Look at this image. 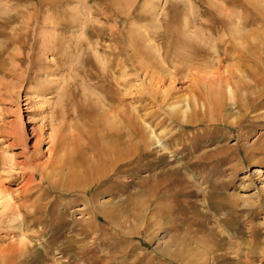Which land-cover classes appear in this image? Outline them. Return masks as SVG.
Listing matches in <instances>:
<instances>
[{"label": "rangeland", "instance_id": "obj_1", "mask_svg": "<svg viewBox=\"0 0 264 264\" xmlns=\"http://www.w3.org/2000/svg\"><path fill=\"white\" fill-rule=\"evenodd\" d=\"M60 1L57 6L62 2L63 9L66 0ZM119 1L107 0V4L113 2V12L106 11L113 20L106 22L102 12L103 16L97 14L101 21L97 24L115 28L118 24L113 22L117 23V17L121 19L117 8L129 9L131 6L125 3L132 2L133 23L128 24L132 29L150 24L154 17L168 20L169 26L176 30L183 29L188 21L196 30L201 24V27L209 25L212 28L209 45L213 38L227 53L222 51V57H216L210 48L203 47L206 54L197 59V66L208 65L212 69L195 71L197 79L206 82L205 77L216 78L221 72L229 76L244 66L256 69L257 86L254 90L230 89L232 96L222 88L224 94L221 93L219 101H223L218 103L219 98L214 95L216 84L200 92L201 87L188 80L177 82L170 92L178 97L174 101L178 102L175 110L169 108L172 100L164 105L163 116L153 120L151 115L159 108L153 102L146 105L147 123L159 125L155 135L162 138L161 142L149 135L147 149L129 157L123 155L113 166L107 164L102 171H95L92 177L97 181L85 191L58 190L57 186L51 190L41 174L51 172L49 166L54 165L55 159L58 162L61 158H73L77 141L84 142L81 131L86 128L88 131L91 126L88 119L81 118L77 108L70 118L71 129L59 126L58 118L53 116L60 108L59 95L64 93L59 90L61 83L63 79L69 83L74 79L70 75L75 64L57 66L52 53L41 52V30L35 34L21 29L20 32L0 23V191H7L14 204L27 206L26 210L22 208L23 216L0 224V264H264V0ZM36 3L37 0H0V13L22 14L28 10L55 15V11L47 12L48 6ZM75 6L70 4V9ZM149 10L153 16L148 14ZM174 10L179 12L180 20L177 16V24H170ZM56 15L58 19L64 17L57 11ZM127 26L121 28L124 35V30H129ZM64 32H59L55 39L59 37L60 45L67 42L63 43L66 44L63 49L75 47L76 31ZM235 32L237 39L232 38ZM16 34H27L25 43L14 42ZM230 45L234 48L232 53ZM249 79L246 77L245 81ZM140 82H135L133 93L140 89L149 93V81L143 87ZM80 86L74 90L75 104L87 108L91 97L85 96L89 92ZM161 87L165 93V89L169 90L168 82ZM194 91L203 94L195 97ZM187 96L188 107L183 100ZM97 109V121L104 124L101 106L97 105ZM39 135L42 141L35 144ZM61 143H67L63 145L66 151L61 149ZM29 171L35 177L27 186ZM67 182L71 183L63 181L62 185L69 186ZM96 200L105 204L101 208L103 213H95L96 218L88 223ZM19 225L25 227L24 238L19 237ZM19 244L24 252L8 251Z\"/></svg>", "mask_w": 264, "mask_h": 264}, {"label": "bare ground", "instance_id": "obj_2", "mask_svg": "<svg viewBox=\"0 0 264 264\" xmlns=\"http://www.w3.org/2000/svg\"><path fill=\"white\" fill-rule=\"evenodd\" d=\"M59 1L60 0H37V3H36L39 5H44V7L48 6L47 12L50 13L52 11H55V15H48L45 13L42 14L39 11L31 12L28 10L22 14L14 13V14L5 15L3 13H0V23L2 26H5V27L12 26V28L14 27L15 30L19 29L20 31L21 29V31H26V33L31 32L34 34L38 30H41L39 32V39H40V35L43 38L41 52L52 53L54 56V62H55L54 64H56L57 66L60 65L61 63L64 65H68V66H73L75 64V66L73 67V70L71 69L73 74L70 75V76L73 75L72 77H74V79H72L70 83L69 81H67V79L66 80L63 79L61 83L62 85L60 84L61 87L59 88V90L60 91L63 90L64 93L59 95V98H58L59 103H57V106H59L60 108L59 110H56L55 112H53L55 114L53 113L52 114L54 117L58 118L60 123L59 124L57 122L56 123L59 126L60 124L63 126L66 125L67 127L71 129L72 125H70L71 123L70 118L71 116H73V114L75 115L76 113L75 110L77 108V110L80 111L81 118L83 117V118L88 119L90 122L89 124H91V126L89 125L90 128L88 131L86 130L88 128L84 129L86 131L84 130L81 131L82 132L81 136L83 137L82 139L84 140V142L81 141V139L80 141L82 143H80V141H77V143L79 144L78 145L76 144L77 149L75 150V154L73 152L74 154L73 158L71 157L70 159L69 157L66 156L67 157L66 159L69 158L70 160L61 158L62 160L57 162L58 159L56 160L54 157L55 159V161L53 162L54 165H51V166L48 165L51 169V172L49 173L47 172L50 170L49 169L46 171L47 174H41V176L43 177V182L44 181L48 182L51 190L55 189L57 186L58 190L64 189L66 191L68 190L71 192V190L76 189V190L85 191L87 187L93 185L97 181V179L95 180L94 177H92L95 171L99 172L100 169L102 171L103 167L104 166L106 167L107 164L108 166L111 167L112 163L117 162L120 159H122L123 155H126L127 157H129V156L137 154L140 150L143 152L145 149H147V146H148L147 139L149 135L153 136L156 140H158V142H161L162 138L158 137V135H155L156 128L159 125L155 124V126H153L151 123H147L146 118L148 117V114H146L145 111L148 109L146 108V105H147V102H153L154 105L158 106L159 108L158 112L151 115V118L153 120L155 118L161 117V115L163 116L162 112H163L164 105L166 106V104H169V102H171L172 100L173 102H171L172 104L170 105L169 108H171V110L172 109L175 110L176 109L175 106L178 104V102H174V101L175 99H178V97L175 98V96H173L170 92L174 89L175 84L177 82H180L182 80H188L194 86L197 85L201 87V89L203 90L198 89V91L200 90V92L204 91V88L207 87L208 85L215 86L216 84V88L214 89V95L216 98H219V96H221V93H223L221 91L224 89H225L224 91H226L227 89V92H229L230 95L232 96L233 93L231 94L230 92L231 90L233 91L235 89L238 90L241 88H244V90L247 88L250 90L252 89L254 90V88L257 86V75L255 73L256 69L254 70L252 68H248L244 66H241L240 68H237V69H235L234 67L235 70H233L229 76H224L225 74L223 75V72H221V73H217L216 78L209 79L205 77L204 80L206 82H204L202 79H199V80L197 79L198 75H196V73L194 74L195 71L202 73L207 70L209 71V69H212L211 66L209 68L208 65L207 66L203 65L202 67L201 65L197 66V62H196L197 59L201 55L204 56V54H206V52H204L203 50V47L204 49L205 47L210 48L215 53L214 55H216V57H222L223 55L222 51H224L225 54L227 53L226 50L223 48V46H221L220 48L219 46L220 43H218L217 40H213V38H212V43H211L212 45H209L208 42L211 39L210 36H211V30H212V28H210L209 25H208L209 27L208 26L201 27L202 25L201 24L199 26L200 28L196 30L195 26L189 23L188 21L185 23V26L183 29L176 30L174 29L175 27L172 28L169 26L168 20L166 21L161 18L156 19V17H154L152 18L150 24L146 23L139 28L132 29V28H129L131 26L128 24L133 23L132 21L130 22V20L132 17L131 9L133 8L134 3L126 2L125 5L131 6V8L129 9L122 8L123 10L122 9L119 10V8H117V10L119 11L117 14L119 18L121 19L119 20L117 17V20H116L117 23L113 22V24H118V25H116L115 28H113L114 27L113 26L112 28L109 27L108 29L103 25V23H100V25L97 24L99 21V18L97 17H99L98 15L103 16L105 14L104 16L105 21L106 22L112 21L113 19L111 20L110 16L106 14V11L112 10L113 12V8H112L113 4L111 3L113 2L115 3L117 0H113V2L108 3V4H107V0H66L65 5L69 9H66V7L64 6L65 10L64 8L63 9L61 8L62 0L60 1L61 2L60 7L57 6ZM119 2H121V0ZM146 2L148 1L146 0ZM70 4L71 5L76 4V6L70 9ZM103 4L104 5L106 4L107 6L103 7ZM97 6H100V7L96 8ZM56 11H57V14L58 12L64 14V17L62 19H58L56 15ZM102 12H104L103 15H102ZM173 13H174V16L172 18V21H170V24L171 22H174L175 24H177V22L180 20L179 19L180 16H178L179 12L177 10H174ZM148 14L152 15V12L150 11ZM177 16L179 20L177 19ZM124 25L126 26L128 25L127 28H129V30H126V31L124 30V33H126L125 35L121 32L122 31L121 28ZM204 25L205 24H203V26ZM172 26H173V23H172ZM237 28L238 26L234 28V31H236ZM62 31H65L64 33H66L67 31H70V32H67L69 34L71 32L76 31L75 32L76 34L72 33L73 35H75L73 37L76 39L75 47L67 46L68 49L66 48H64L65 50L63 49V46L64 45L66 46V44L63 45L65 41L62 43V45H60L61 42L58 39L59 37L57 36L55 39V36L59 34V32H62ZM236 33L237 32H235L232 35L233 39L238 38V36L236 37L237 35ZM62 34L60 33V35ZM26 35L23 36L21 34L20 35L16 34L14 35L15 37H13V40L14 42L17 41V43H21L22 41L25 43L26 38L28 37ZM254 37L257 39L256 36ZM2 38L4 39V37ZM63 40L65 39L62 38V41ZM244 40L246 39L244 38ZM240 41L242 40L240 39ZM103 42H106L105 44L110 42L111 44L109 43L108 45H103L104 44ZM228 42L229 41H227V43ZM229 43H231V41ZM6 45H8V42ZM15 45L18 46V44H15ZM69 45H71V42ZM61 46H62V51H61ZM240 46H243V42H242V45ZM262 46H264V44ZM230 47H232V45L228 46V48ZM249 47H251V44L249 45ZM249 47L248 46L245 47V48H248L247 52L248 50H250ZM73 48H74V52H72ZM233 49H234L233 47L232 49L230 48L231 53L234 51ZM209 55L211 56H208V57L211 58L212 54H209ZM253 55H255L257 58V54H253ZM203 56L201 57L203 58ZM9 57L11 56L9 55ZM206 60L207 59H205V61ZM37 61H38V58H37ZM51 63H53V61H51ZM54 69H56V67ZM25 71H27V69ZM246 77L250 78L249 82L245 81ZM73 80L75 82H73ZM200 80H202L203 82ZM138 81H141L140 82L141 84H139L140 87H143L145 85V82L149 81L150 84L147 82L146 83L149 84L148 87H150V92L148 91L149 93H143L140 91L141 89L139 87L140 90H138V92L134 94L132 89L134 87L135 82L138 83ZM165 82H168L169 90L166 91L165 89L164 90L165 93H162L161 84L163 85ZM77 83H80V85L81 84L82 85L80 86ZM77 85L82 87L84 91L87 90L89 92V94L86 93L87 95L85 94L86 91L84 92L85 96L88 97L89 95L91 97L90 98L91 100L89 99L91 102L89 104V107L87 108L79 106V105L77 106V104H75L76 100H75L74 90L77 87ZM42 90H45V89H42ZM197 92L194 91L195 97H199L198 94L199 95L201 94L200 92L197 94ZM41 95L42 93L38 92V97H41ZM145 95H151V97L148 98ZM157 95H159V97H157ZM189 99L190 97L188 98L187 96L183 100L184 102L186 101V104H187V102H189ZM215 100L216 99H214V101ZM217 100H218V103H221L223 101L221 100L220 102L219 101L220 98ZM97 105L101 106L102 117L104 118V121H105L104 124H102L101 121H99L101 122V124L97 121V117H96L98 115ZM245 106L246 105H244V107ZM186 107H188V104ZM79 111H78V115H79ZM64 129L66 130L65 126H64ZM64 129L62 128V130ZM81 136L79 134L80 138ZM41 141H42V137H40L39 135L35 141V144H38ZM61 144H62L61 149L66 151L67 148L66 147L64 148L63 145L67 146V143L66 144L61 143ZM9 164L10 163H8V165ZM45 165L44 166L41 165V166L46 170L47 168L45 167ZM37 168L40 169V167H37ZM44 169H42V171ZM29 173H30L29 174L30 176H29V179L27 180V184H26L27 186L28 185L30 186L33 183V180H34L33 178L35 177V175L33 173L31 174L30 171ZM63 181L65 183L66 181H70L71 183L67 182L68 185L69 184L70 185L66 187L67 184L62 185V184H65L63 183ZM6 192L4 193L0 191V209L2 210V212L0 213L1 214L0 224L6 221L9 222V220L10 221L12 220L14 222L16 218L23 216V215H20L22 208L26 210V207H27L25 205L24 206L17 205V203L14 204L15 203V202L13 203L14 200L10 197L8 192L7 193ZM25 198H27V196ZM92 205H93V210L91 213L92 216L89 219L90 221L88 223H92V220L96 218L95 213L102 212L101 208L105 206L103 202L97 201V200L96 202L94 201ZM55 218H56V215H55ZM24 219H25V216L22 217V220H23V225L26 226L25 225L26 220ZM20 225L17 227V230L19 231V233H21L19 237L24 238L23 236L24 234L22 232H24L23 230L25 227H21ZM21 243H23L24 245L23 241H20V244ZM20 244L18 246L11 247L10 250L8 251L16 252V253L18 251L24 252L22 251L23 245L21 244L22 245L21 246ZM27 249L28 248H26V250ZM162 249L165 250L166 247H163ZM1 253H3V251ZM13 254L15 255V253ZM181 258L183 259V257ZM190 264H196V263L190 262Z\"/></svg>", "mask_w": 264, "mask_h": 264}]
</instances>
